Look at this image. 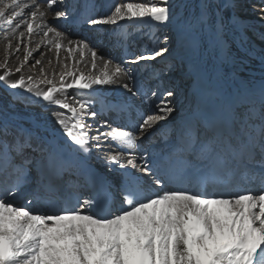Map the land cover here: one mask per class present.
<instances>
[{
    "label": "snow or ice",
    "instance_id": "snow-or-ice-1",
    "mask_svg": "<svg viewBox=\"0 0 264 264\" xmlns=\"http://www.w3.org/2000/svg\"><path fill=\"white\" fill-rule=\"evenodd\" d=\"M43 4L44 11L40 4L31 6L32 22L17 20L13 26V18L21 17L23 8L29 5L22 7L20 0L7 3L0 0V25L7 23L11 35L23 24L27 33L32 34L34 25L41 27L40 21L47 16V10L54 5L63 7L64 0H43ZM226 6L219 5L213 12L210 0H201L199 13L182 19L171 0L126 2L114 5L105 17H86L83 22L117 25L127 20L135 25L153 22L168 25L179 20L185 30L196 33V45L203 42L202 34H210L212 43L222 48L226 44L222 15ZM68 15L65 11H55L57 19ZM41 31L44 36L54 33V39L47 43L57 50L63 46L61 39L67 41L69 52L73 45L77 50L82 45L91 56V68L96 69L97 52L89 48L88 38L68 40L50 26L41 27ZM19 35L23 38L24 33ZM176 36L178 45L182 44L184 33L177 31ZM107 39L114 47L124 46L127 33L113 29ZM152 39L165 46L153 47L150 55H140L132 63L155 60L169 53L167 35L161 38L153 33ZM8 48H11L10 43ZM31 55L28 51L25 59ZM100 59L103 61V57ZM22 67L23 64L16 71L21 72ZM103 67L105 71L95 77L70 72V83L61 76L59 87L53 80L37 82L29 76L26 81L23 74L12 80L9 78L11 70L0 74V85L11 95L9 107L20 102L25 107H39L42 113L52 108L61 109L50 113L59 126V138L37 134L36 129L47 127L44 115L33 116L32 126L28 128L7 121L0 124V173L4 174L0 181V264H264V86L258 91L233 92L210 85L208 95L214 104L206 115H195L182 126L177 149L181 158L172 161L173 167L179 165L173 173L150 161L147 155L141 157L142 164L124 157V150L137 146V132L143 136L176 111L172 89L163 92L149 89L143 93L146 103L155 101V110L151 114L141 113L142 118L134 130H128L127 125L104 124L102 127L107 131L96 129L97 134L91 135L93 126L87 121L89 118L95 121L99 115L95 100H69L68 89L89 90L93 85L119 84L127 93H140L131 75L132 69L113 64L111 59L104 61ZM175 68L176 65L169 62L163 71ZM184 75L197 82L203 79L202 70L191 64ZM125 77L132 81L131 86L124 81ZM40 83L48 87L41 88ZM98 93V89H93L85 92V96L95 97ZM104 103L117 116L129 107L126 102L105 100ZM60 139L64 141L62 145ZM103 141H111L121 149L105 156L112 169L118 166L123 170L118 181L110 183L101 177L97 182L92 176L86 177L96 192L93 198L83 200L84 205L96 209L92 214H81L75 205L63 206L68 200V189L72 190L71 198L77 204L81 202L77 193L82 186L78 181L65 179L75 175L72 172L75 158L68 153L100 150ZM193 160L197 163H192ZM187 177L203 186L224 190L258 183L261 191L253 193L247 189L230 198H204L201 193L184 188L162 194L153 191L154 187L163 188L165 181ZM29 183L36 184L33 199L54 208V214H41L12 203V198ZM116 194L121 207L113 212L110 206ZM32 202V199L26 201Z\"/></svg>",
    "mask_w": 264,
    "mask_h": 264
},
{
    "label": "bare ground",
    "instance_id": "bare-ground-1",
    "mask_svg": "<svg viewBox=\"0 0 264 264\" xmlns=\"http://www.w3.org/2000/svg\"><path fill=\"white\" fill-rule=\"evenodd\" d=\"M2 2L7 3V2H10V0H2ZM20 2H21L22 7L25 4L29 5V7L23 8V14L21 17L13 18L12 20L13 26L15 25L17 20H21V21L27 20L28 22H32L31 17H30V12L32 10L31 6L34 3L41 5V11H44L46 7L43 4L42 0H20ZM83 2L84 4L86 2V6L88 5V7L92 6L94 3L92 0H83ZM108 2L109 0H104L103 2L104 6H107ZM58 8H61V11H65L68 13V8L66 6L61 7L59 5H54L52 9L47 10V16L40 21V25L41 27L50 26V27L55 28L57 31L63 33L64 36L67 37L68 40L81 41L80 39L72 38L73 35H71V33L67 34L62 30L66 26L64 25V23L66 22L71 23L73 26H76V27L84 24V26L88 28L89 31L97 32L96 34H100L101 32L99 31H102L103 28H105L104 27L105 25H89L87 23H84L83 21L86 17H89L88 15H83L81 17H78L76 14L74 16L69 14L67 18L57 19L55 17V11ZM20 10L21 9H16V11H20ZM170 25H172V23ZM41 27H37L36 25H34V28H35L34 33L28 34L26 31V28H24L22 24L19 29H16L15 34H11L12 36L11 39L9 40L5 39L3 41H0V47L2 46L6 47V45L10 43L11 48H12V55L9 56L8 62H6L7 58L5 59L4 56L0 54V65H5V67H0V74H3L8 70H11L12 75L9 78L12 80L18 79L20 75L23 74L25 76L26 81L29 76H31L37 82H41L45 80H53V82H55L57 86L59 87L60 86L59 81H60L61 76H63L65 82H68V83L71 82V78L68 75V73L70 72H76L77 75L80 72H83L86 77L88 76L95 77V76H99L103 71H105L103 67L104 61L111 59L113 61V64H121V66L130 67L131 64H129V62L135 60L136 57H138L139 55L137 54L138 53L137 51H132L127 46L124 47V51L122 54H120V57H118L115 54H114L115 57L114 56L107 57L103 54H99L96 51L97 57H98L96 60L97 67L96 69H92L91 68L92 60H91L89 51L87 49H83V46L81 45L80 50H77L76 46L73 45L72 51L69 52L67 41L64 39H61L59 42L63 46L59 50H57L56 48H53L52 50H50L51 54L47 52L49 54L48 55L46 53L47 54L46 57H42V56L37 57V59L41 61V64L39 66L36 64L37 72L36 74L35 73L33 74V72L28 70L27 65L28 63L35 61L36 54H37L36 52L39 49H43L39 47L38 43H40L41 45L47 39L48 40L54 39V33H49L48 36H44L43 32L41 31ZM85 27H84V30H85ZM1 28L6 29V31H8L7 32L8 34L11 32V28L9 27L7 23L0 25V29ZM179 28L180 26L175 27L177 31H180ZM45 30H46V27H45ZM89 31H86V32H89ZM20 32L24 33L23 38L20 37L19 35ZM106 37L104 39H106ZM107 40L108 39H106L105 42H107ZM34 42L35 43L37 42L38 46L31 45ZM205 46L208 48L209 47L208 43H206ZM49 48L50 47H48V49ZM89 48L93 49V47L90 45H89ZM213 49L215 48L213 47ZM28 51H31L32 55L28 57L27 59H25ZM205 51H209V49H205ZM211 52L214 53L213 50H211ZM100 57H103V61L100 59ZM201 57H202V54L200 55V53H198V54L186 55L182 58L187 64L189 65L191 64L199 68V61L202 60L200 59ZM195 58L196 60H199L198 63H196L197 61L195 60ZM212 62L215 63L214 60H212ZM21 64H23L21 72H17L16 68L20 67ZM261 64H262L263 69L259 70L260 72L257 71V73L255 72L252 73L249 77H247V79L244 80V82H238L235 80L236 83H233L234 82L233 76L237 75V71L235 69H232L231 68L232 66L227 62V64H224L223 69L221 70V74H219L218 78L221 80L220 82L221 84L217 86L218 89H226V90L233 91V92L258 91L261 88V86H264V59L263 61H261ZM65 65H67V67H65ZM207 65H208V68H211V63H208ZM109 67L111 68V66ZM241 68L245 69L244 66H241ZM135 77H136L135 81L136 83H138L140 87V93L137 94L138 97L136 95H132L131 93L125 92V90H123L119 84H111V85H93V89L99 90L98 95L95 97L85 96V92H91L93 91V89H89V90H82V89H77V88L68 89V93H69L68 98L69 100H73V99L95 100V107L99 111V115L97 116L95 121L91 120L90 118L88 120L92 122L93 125L95 123L96 128L99 129L100 131L108 130L102 127V125L107 124L103 120V117L107 116L110 113L107 111L108 107L105 106V103H104L105 100L112 101V102H126L127 105L129 106L127 110L120 112L118 116H117V113L114 111L115 113H114L113 118L115 121H117L116 123H119V124L115 125L112 123L109 125H111L112 127H123L122 122H124L127 116H132L133 118H135L136 116V118L138 119L137 120V125H138V123L140 122L142 118L141 113L151 114V112L155 110V101H153L151 104L145 102L143 93L148 92L149 91L148 89H152V85L148 84L147 86L146 84L147 82L145 81L141 82V79L137 78V75ZM207 77L211 78V76L203 75V79L199 82H197L194 79V83L191 85L190 89H188L190 94L195 95L194 96L195 99L193 100V103L195 104L194 114H196L199 110H203L207 106L212 107L214 104L213 98L208 95L209 84L207 82V79H208ZM124 81L128 82L131 86L132 82L129 81L127 77L124 78ZM140 83L142 86L140 85ZM0 87L3 88L2 85H0ZM40 87L46 88L48 87V85H46L45 83H40ZM3 90L5 89L3 88ZM165 90L166 89L161 88L158 90V92H163ZM10 97L11 95L8 93L7 99H9ZM7 99L4 96L0 97V124H3L5 121H7L9 123H19V124H22L24 127L28 128L32 126L31 119L33 116L44 115L47 117V127L46 129L45 128L36 129L37 134L40 136H45V137L55 136L59 138L60 136L59 126L55 123L54 120H52L50 113L51 111H60L61 109L52 108V109H49L47 113H42L41 108L25 107L23 103L22 105L18 104V105H15L14 107H9L8 106L9 100ZM145 107H148V111L144 109ZM178 109L180 110V108ZM176 113L180 114L182 112L178 111ZM177 114L173 112L172 115L169 116L165 120L168 121L174 117H176V119L177 118L179 119L180 116L183 117V114H180V115H177ZM101 117H102V120H99ZM188 117L191 118L190 116L185 117L184 120L185 119L186 120L185 121L183 120L184 122L182 123L181 127L189 119ZM165 120L159 121L153 128L149 129L143 136H140V134L137 133V136L139 137L137 141V146L130 150H124V157L125 158L131 157L134 159L135 163L142 164L143 160L141 159V157L147 155L150 161L154 163H159L162 169H168L170 171L176 170L172 166V161L173 160L178 161L180 159L179 157H176V149H178V138H179L180 131H178L177 134L174 133L175 135L164 134V130L162 129L163 127L162 124L166 122ZM181 127L178 128V130L179 129L181 130ZM156 130L159 131L160 134L158 133L159 135H152L153 132H155ZM96 134H97L96 131L91 132V135H96ZM59 143L62 145L64 143L63 139H60ZM102 143H103V147L100 150L93 148L92 151L87 154L68 153L69 156L75 158L74 159L75 166L72 169V172L75 173V175L66 176L65 179L78 181L79 184L82 186L80 191L77 193L78 195L81 196V202L77 204L74 199H72L71 197H68V205L70 203H73L75 207L81 211V214H92L93 212L96 211V209L90 208L83 204V200L91 199L96 195L94 187L87 189L86 186L88 182L86 181V177L92 176L93 180H96L97 182H98V178L102 177L104 180L110 183H113V180H116L117 177L119 178L120 173L123 171L122 169H118V166L116 169H112L111 165L105 160V156H110L112 154L118 153L119 151H121V149H119L116 146V144L111 141H103ZM98 160L101 161V163H99L101 165L104 163H107V167L106 165H105L106 168H102L98 166L97 165ZM121 163H125V160H121ZM195 163L197 162L195 161ZM191 182H192L191 179L183 178L181 180H174V185H168L169 182L165 181L163 188L154 187L153 191L159 192L162 194L164 191H175L179 188H184L190 192H194V190L198 189L199 186L196 183H191ZM31 188L35 190L36 184L33 183ZM254 188L255 189L253 193L261 191V190H258L256 186H254ZM22 191H24V189H22ZM221 196L222 195L219 192L202 194V197L204 198L221 197ZM230 197H234V196L231 195L227 198H230ZM115 201L119 205V208L121 207V200L117 201V199H115L112 205L110 206L113 212L116 210V209H113ZM12 203H13V199H12ZM42 203H43V206L45 207V210L44 211H34V212H38L41 214H54L53 212L56 211L54 208L48 206L44 202ZM115 208H118V206L115 205Z\"/></svg>",
    "mask_w": 264,
    "mask_h": 264
},
{
    "label": "rangeland",
    "instance_id": "rangeland-1",
    "mask_svg": "<svg viewBox=\"0 0 264 264\" xmlns=\"http://www.w3.org/2000/svg\"><path fill=\"white\" fill-rule=\"evenodd\" d=\"M92 1L94 2L93 5L88 7V5L86 6V2L84 4L83 0H64L65 5L63 7L66 6L68 8V13L72 16L76 14L78 17H81L83 15H88L89 17L98 18V17L107 16L113 10V6L117 4H122L126 2H130V3L148 2V0H109L108 5L104 6L103 4L104 0H92ZM171 2L176 5L175 11L181 14L182 19L193 18L195 15L199 13L200 10L199 5L201 4V0H171ZM210 3L212 4L213 12L217 9L219 5L222 4L227 5L226 7H224L222 11V15L224 17V21L226 25L225 27L226 44L222 48L212 43V37L210 34L209 35L202 34L203 42L199 45H196L195 41L198 39L196 33L185 30L183 24L179 20L174 21L172 25L170 24L159 25V24H155L154 22L151 24L135 25L130 21L121 20L118 22L117 25H105L104 26L105 28H103L102 31H99L101 32L100 34H96L97 32L89 31V29L86 28L84 24L76 27L73 26L71 23L66 22L64 23V25L66 26L62 30L67 34L71 33V35H73L72 38L74 39H80L81 41H83L86 38H88L86 42L90 46H92L93 49L97 51L99 54H103L107 57H112L114 56V54L120 57V54L123 53L125 46H127L132 51H137L138 52L137 54H139L138 56L150 55L153 47L165 46L162 42L157 43L154 39H152V34L155 33L156 36L161 38L164 35H167L170 38L168 44L170 54L165 53L164 57H157L155 60L139 61L138 63H132L131 61L129 62L131 66L130 67L128 66L127 68L133 70L131 75L134 77L138 73H141V75H143L144 77L143 82L144 81L147 82L146 83L147 86L148 84H151L152 89H156L158 91L159 89L163 88V89H172L174 91L175 96L172 98L176 105V111L174 113L177 114L176 112L180 111L182 112L180 114H183V117L180 116L179 119L178 118L176 119V117H174L175 119L171 121V125H178L180 124V121H181L180 125H182V123L186 120V119L184 120V118L187 116H190L192 118L194 116L193 114L195 111L194 109L195 104L193 103V100L195 99L194 97L195 95L189 93V95H191L189 97L193 96L192 99L190 98V101H188L189 97H187L186 95V92L188 91V89H190L191 85L194 83V78L191 76L184 75V72H186L187 70H182L183 68H181V65L184 64L185 62L182 57L190 54H198V53H200V55L202 54V57L200 58L202 59L201 61L196 60L195 58V60L197 61L196 63H198L199 61V69L202 70L203 75L211 76V78L207 77L208 78L207 82L209 86L211 85L214 88H216L219 84H221L220 83L221 80L218 77L219 74H221V70L223 69L224 64H227V62L232 66L231 67L232 69H235L237 71V75L233 76L234 78L233 79L234 82L232 81L233 83H236L235 80L238 82H242L245 79H247V77H249L252 73L254 72L257 73V71L263 69L261 61H263L264 59V19H262V17H264V2H262V0H210ZM57 10L61 11V8H58ZM144 19L148 20L149 18L145 17ZM83 26L85 27V30ZM176 26H180L179 28L180 31L184 33V42L179 45L177 43V36H176L177 30L175 29ZM113 29H115L117 32L126 31L127 42L124 46L114 47L111 42H108L109 40L105 42V40L107 39L106 36ZM7 32L8 31H6V29H2V28L0 29V41H3L5 39L9 40L12 38V36L9 35ZM105 37L106 39H104ZM47 41L48 39L45 40V42L41 45L40 43H38L39 47L43 49H39L36 52L37 53L36 60L31 63H28L27 65L28 70L33 72V74L34 73L36 74L37 72V65L39 66L41 64L40 63L36 65L35 62L39 60L37 59V57L38 56L46 57L48 53L51 54L50 50L55 48L53 45H49ZM204 43L205 44L208 43L209 47L207 48ZM31 45L38 46L37 42L36 43L34 42ZM48 47L50 48L48 49ZM213 47L215 49H213ZM205 49H209V51H205ZM211 50H213L214 53H212ZM0 54L4 56L5 59L7 58L6 62H8L9 56L12 55V48H8V44L6 45V47L2 46L0 47ZM212 60H214L216 64L213 63ZM169 62L176 65V68L175 70L164 72L163 70L166 68ZM208 63H211V68H208L207 65ZM241 66H244L245 69L241 68ZM136 68L138 69L137 73L135 70ZM139 79H141L142 82V77H139ZM1 96L2 97L4 96L6 99L8 96V92L3 90L2 87H0V97ZM7 100H11V97ZM18 104L22 105V103L20 102H16L15 105ZM178 108H180V110ZM109 114L107 116H109ZM107 116L103 117L105 123L107 124L113 123L115 125L119 124L116 123L117 121L115 120L111 122L110 119L107 118ZM165 121L166 122L162 124L163 125L162 129L164 130V134L171 135V128L168 126V124H166L168 123L169 120L168 121L165 120ZM87 122L89 124H92V122L89 121ZM92 126H93L92 132L96 131L97 128L95 126V123L94 125L92 124ZM177 131H180V129ZM156 132L158 131H155L153 135H156ZM97 163L98 165L106 168L105 165L99 164L101 163L100 160H98ZM116 180H118V177ZM116 180H113V183H116ZM32 184L33 183H29L28 184L29 186L26 185V187L31 188ZM23 189L24 191H21V193L22 196L24 197L27 194V188L24 187ZM113 192H115V190ZM19 194H17L14 198H12L14 205L20 207L24 206V208L30 207L31 204L26 203V201L23 205L21 200L18 199V196H20ZM116 199L117 201L120 200L117 197ZM115 205H117L118 208H115ZM113 209L116 210L119 209V205L117 204L116 201L114 203ZM44 210H45L44 206L40 208L36 206L35 209H33V211H44Z\"/></svg>",
    "mask_w": 264,
    "mask_h": 264
}]
</instances>
